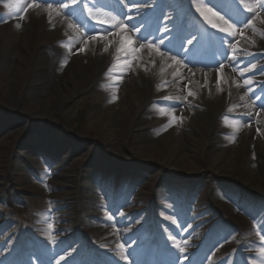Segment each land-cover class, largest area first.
Instances as JSON below:
<instances>
[{
    "label": "rangeland",
    "instance_id": "rangeland-1",
    "mask_svg": "<svg viewBox=\"0 0 264 264\" xmlns=\"http://www.w3.org/2000/svg\"><path fill=\"white\" fill-rule=\"evenodd\" d=\"M98 1L100 10L94 9L92 16L97 17V13L104 11L123 21L118 12L106 5L107 0ZM127 1L126 7L130 10L140 11L143 6H138V0ZM156 1L149 0L145 5L153 15ZM168 1L173 4L171 13L179 14L184 10L181 0ZM213 1L232 7L223 8L229 18L222 14L221 17L225 20L226 36L238 42V49L229 50L234 54L233 70L237 77L234 80L224 78L212 90L188 83L182 93V88L177 86L149 102L147 113L140 119L141 124L151 121L153 110L175 107L183 95L189 96L184 103L193 109L209 110L212 108L211 104H206L209 95L223 96L237 80L241 82L246 97L228 103L227 108L235 104L239 109L220 115V123L237 126L240 122L258 120V107L264 109V45L257 44L256 40L264 41V0H235L236 6L230 0ZM87 3L86 0H0V264H16L21 260L15 245L22 238L27 241L30 252H24L25 264H70L80 246L73 238L75 232L64 230L65 226H75V220L71 219L75 215L72 216L64 205L67 189L58 188L64 185L75 190L78 186L76 190L80 191L92 176L96 177L94 183L91 182L94 189L98 183L107 186L111 196L108 203L126 201L123 207L126 213L114 234L122 238V244L129 248L138 264H153L161 249L158 242L153 243L156 225L160 227L161 239H165L164 234L175 236L174 242H165V248H168L162 251L174 255L172 260L178 258L180 264H264V186L252 188L256 180L260 182L257 171L264 178V153L254 141L243 140L238 151L231 149L228 152L227 158L235 159V169L241 173L235 172L231 178L215 171L227 163L225 159L216 164V168L207 165L212 159L213 148H220L229 141L231 144L232 139L239 138L237 131L226 134L227 139L223 137L211 147L206 140L188 137L190 134L197 137L200 131L185 115L174 117L179 126L177 132L170 126L173 123L168 122L148 128L144 126L145 129L135 128L128 114L114 131L120 153L127 155L126 159H120L114 156V148L107 144L104 121H93L89 115L98 102L92 92L76 95L66 108L60 109L54 100L46 113L30 110L32 95L41 86L37 81L40 77L38 67L44 62L46 48L66 53L71 58V72L86 67L95 57V41L80 47L78 39L64 36L62 31L51 35L40 32L42 22L56 16L67 18L75 24V29H82L86 25L82 10L86 9L91 16ZM193 5L200 14H206L210 9L203 0H193ZM129 13L125 17L133 21L145 14L144 11L134 16ZM77 20L83 21V25ZM97 20H103L100 14ZM15 23L21 31L10 38ZM129 25L127 28L130 29ZM122 27L125 28V24ZM173 28L166 30L173 32ZM141 29L143 32L147 27L141 26ZM166 30H161L160 37L154 41L148 37L153 54H157L163 45L171 44L172 36H166L169 32ZM117 31L122 34L124 29L119 26ZM221 45L206 55L207 60L221 56ZM204 51L201 46L195 54L197 59L202 58ZM33 64L35 67L31 66ZM112 67L110 74L133 70L122 60ZM104 83L98 84V92L103 90ZM248 100L251 106L245 107ZM125 103L133 105L132 96ZM261 125L264 127V119ZM180 129L189 135L183 136ZM166 131L169 133L165 138ZM204 132L203 135L207 131ZM174 133H181L182 139L173 141L171 135L173 137ZM259 137L264 140V129ZM145 139L147 143L142 144ZM174 144L180 147L176 149L179 154L182 148L188 147L186 150L193 159L207 167L190 170L188 164H168L164 157L174 149ZM57 146L62 148L60 153L56 151ZM150 150L153 152L149 153ZM45 152L58 155L62 161L61 170L54 166V162L47 167ZM93 159L101 162L100 170L90 164ZM45 170L56 176L52 181L56 190L52 193L43 176ZM66 176L73 177V182ZM188 186L197 190L196 196L184 194ZM49 192L53 195L47 197ZM225 195L228 196L221 197ZM98 196L105 202V197ZM213 196L218 203L211 204ZM53 210L54 213L49 212ZM189 213L192 221L188 222L186 216ZM106 214L109 217L118 215L108 207ZM69 217L70 220L66 219ZM51 226L58 236L54 247H49L51 239L46 232ZM65 244H72L70 254L61 250ZM33 246L35 250H32ZM37 248L41 252H37ZM77 261L73 264H78ZM96 264H101V260Z\"/></svg>",
    "mask_w": 264,
    "mask_h": 264
},
{
    "label": "bare ground",
    "instance_id": "bare-ground-1",
    "mask_svg": "<svg viewBox=\"0 0 264 264\" xmlns=\"http://www.w3.org/2000/svg\"><path fill=\"white\" fill-rule=\"evenodd\" d=\"M86 1L88 2L87 6H89L91 16L89 12L82 11L86 25H83V21L80 22L77 20L79 24L82 23V29L77 30L75 29V24L69 21V19L56 16L50 21L42 22L40 32L51 35L62 31L64 36L78 39L79 46L81 45L82 47L87 43H94L95 41L94 51L96 55L86 67L83 66L79 71L71 72V67L69 65L71 58L68 57L66 53H61V51L56 52L52 47L46 48L44 62L38 67L40 77L37 81L41 86L39 90L32 95V103L30 106L32 112L40 110L41 113H46V111L52 106L51 101L54 100L59 103L60 109L66 108V104L76 95L92 92L97 96L98 102L93 105L89 115L93 121L101 119L104 121V127L107 129L108 136L107 144L114 148V156L120 159H126L124 157H127V155L125 153H120L114 131L118 124L125 121V117L128 116V114H130V121L135 128L145 129L143 128L144 126L148 128L168 122L169 124L173 123L170 126L177 132L179 126L174 122L177 121L174 117L179 118L182 115H185L187 120L193 123L200 132H198L197 137H194L192 134L189 135L188 132L180 129L183 136L189 135L188 137H192L196 140H206L207 144H209L208 146L211 147L217 144L218 141L220 142L224 139L223 137H226L227 139L226 134L237 131V133H239V138L232 139L231 144H229L230 141H227L228 143L224 144V146L213 148L214 150L211 152L212 159L207 165L208 168H216L215 165L221 163V161L223 162L225 159V162L227 163H224L222 167L215 169L217 173H221L224 176H230L232 178V174L235 172L240 173L238 168L235 169V159L227 158V155L231 149H233V151H238L243 140L254 141L264 153V140L259 137V133L264 129L261 125V120L264 119L263 109L257 110V113H259L260 116L255 122H240L237 126L222 125L220 123V115L228 113V111L230 112L232 109H239L235 104H230L227 108V104L246 97L243 86L239 80H237L229 92L223 96L219 95L214 97L213 95H209L208 103H206L208 105L211 104L212 106L209 110L202 111V109L198 108L193 109L189 104L184 103V100H187L189 96L187 95L186 97V95H183V98L179 100L181 103L176 101L177 105L175 107L153 110L154 114L153 117H151V121L145 125L141 124L142 120L140 119L142 116H145L144 113H147L146 108L148 107L149 102L154 98H158V96L175 89L177 86L182 88L181 92L184 93L185 87L188 83L212 90L218 82H221V80L226 77L234 80L237 74L234 73L232 66H230L231 63L228 62L232 60V57L228 52H225L227 62H219L215 65L210 64L209 66L205 60H197L191 57L186 58V55L188 54H184L186 51L189 52L190 48H199L201 45V43H197L193 35L187 34L186 32L181 38H173L174 40L172 42L175 44L174 48L169 45L166 49L167 52L177 54L181 59L173 58L171 54H166L164 48H160V51L157 54H153L150 50L151 44L148 40V35L151 33L153 25L154 27L156 25L163 27L162 25L164 23L161 22L160 18L157 19L150 14V11H147L148 9L145 5L149 4V0H138V6L143 5L145 7L143 10L142 6L140 11L137 10L138 12L126 7V4L128 3L127 0H107L108 3L106 2V5L109 6L110 10L118 12V15H123V17L129 13V10L131 12L129 14H132L133 16L136 15V13L141 14V11L145 12L143 19L136 18L133 21L130 17H124L125 21H133L131 24L133 31L125 29L122 34L115 29L118 28L123 21L115 15L104 11L97 13V17L92 16L94 9L100 10L99 7L101 3L98 0ZM188 1L190 5L193 3V0ZM203 1L205 4L212 6L213 9H209L208 12H206V16L220 31L225 22L220 15L216 13L217 11H215L219 5L212 0ZM166 4L167 11L174 10L172 6L173 4L170 3V1H167ZM99 14L103 20H97ZM183 18L188 21L192 20L187 13ZM262 19L264 20V16H262ZM148 24L149 27L147 30L142 32L141 26ZM13 25L10 34L11 36L9 35L10 38L21 31L20 26L17 27L16 23ZM221 36V42L224 45L225 51L231 49L235 50L238 47L237 41L229 39L222 34ZM189 40L192 41L191 44L188 43ZM256 42L259 45H264L262 39H257ZM211 46L212 45H210V48ZM16 56L21 58L18 54H16ZM121 60L129 64L133 70H128L121 74H110L109 71L113 68L112 66ZM203 63H206V68H201V70L200 68H197L199 66H204ZM31 66L35 67V64ZM102 82H105L104 88L98 92V84ZM130 96H132L133 105L125 103L126 99L130 100ZM250 106L251 103L248 100L247 103H245V107ZM24 108H26V106H24ZM194 126L191 125L190 127L193 128ZM204 131H207L205 135H203V133H205ZM168 133L169 132L166 131L163 137L166 138ZM180 134L174 133L173 137L171 135L172 140L176 142L181 140L182 135L180 136ZM44 142L46 143L47 139L44 140ZM141 143L145 144L147 143V140L145 139ZM180 144L182 147L183 144L181 142ZM119 145L121 146V144ZM173 148L174 149H171V151L164 157V160L168 164H188L190 170H200L207 167L201 166L200 163L193 159L189 154V151L186 150L189 149L188 147L186 149L182 148L184 151L181 149L182 151L180 150V154L179 151L176 150L180 147L177 148L174 144ZM34 151L37 152L39 149H34ZM56 151L61 152L62 148L57 146ZM150 151L151 152L149 153L153 152L152 150ZM50 155L51 154L45 155V160H53L57 169L61 170L62 161L58 156L53 159ZM90 164L95 168H99V170L102 168L101 162L98 163V161L96 162L94 159L91 160ZM64 170H68V168H65ZM252 172L255 173V170H252ZM43 176L49 184V190L52 193L56 190L52 183L56 176L48 170L44 171ZM256 176L260 182H257L256 180V183L252 185V188H262V186H264V178L258 171L256 172ZM66 178H69L68 181L73 182V177L66 176ZM95 180V176L89 177L87 181H85L84 187L81 186L82 188L80 191L76 190L78 189V186L75 190L71 189V186L65 187L64 185H60L58 188L67 189L66 195L68 197L65 198L64 205L66 210H70L72 216L73 214L75 215L73 216L74 218H71L75 220V226H65L64 230L67 232H75V237L73 238L78 240L80 245H83V249L71 259L70 264H73L75 260L85 255L88 256L86 257L87 259H84L85 261H83V264L86 260L94 263L96 257L103 260L105 264H138L136 259L130 254L131 252L129 248L122 244V238L114 234V232L116 233L115 228L121 225V219L126 213V211L123 210L126 201L121 200L110 204L107 202L109 197L105 196V202H103L100 198L101 196H97V192H94L92 189L93 186L91 182ZM135 180H137L136 177ZM196 191L197 190L188 186L185 194L194 197L197 195ZM50 192L47 197L53 195ZM101 193L106 194L107 190H103ZM221 197L226 198L227 196L225 195ZM218 202L219 201L216 197L213 196L211 204ZM107 207L118 215L109 217L106 214ZM54 211L55 210L49 212L54 213ZM203 212L206 211L203 210ZM186 217L188 222L192 221V215H190V213L187 214ZM66 219L70 220V217ZM55 231L54 226H51L49 230L46 231L47 236L51 239L49 247H54L58 240V236L54 234ZM119 231L120 230L118 229V232ZM169 236L170 235H166V241L174 242L175 236ZM72 248V244H65L61 250L70 254V249ZM176 264H179L178 260L176 261Z\"/></svg>",
    "mask_w": 264,
    "mask_h": 264
},
{
    "label": "snow or ice",
    "instance_id": "snow-or-ice-1",
    "mask_svg": "<svg viewBox=\"0 0 264 264\" xmlns=\"http://www.w3.org/2000/svg\"><path fill=\"white\" fill-rule=\"evenodd\" d=\"M17 27H19V25H17ZM221 31H224V29H221ZM188 43H189V44H191V43H192V41H191V40H189V41H188Z\"/></svg>",
    "mask_w": 264,
    "mask_h": 264
}]
</instances>
